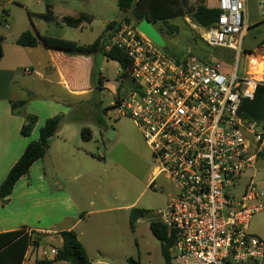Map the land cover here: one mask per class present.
Masks as SVG:
<instances>
[{
  "label": "built area",
  "instance_id": "obj_1",
  "mask_svg": "<svg viewBox=\"0 0 264 264\" xmlns=\"http://www.w3.org/2000/svg\"><path fill=\"white\" fill-rule=\"evenodd\" d=\"M216 1L220 16L214 26L199 27L202 40L246 55L243 75L238 66L227 73L219 62L172 59L125 22L105 45L128 56L135 84L111 104L114 117L133 121L152 153V188L162 176L176 191L154 220L173 241L168 264H264V241L250 232L253 216L264 211V182L254 174L264 159V120L241 113L264 86L251 68L260 55L243 49L247 0Z\"/></svg>",
  "mask_w": 264,
  "mask_h": 264
},
{
  "label": "crops",
  "instance_id": "obj_2",
  "mask_svg": "<svg viewBox=\"0 0 264 264\" xmlns=\"http://www.w3.org/2000/svg\"><path fill=\"white\" fill-rule=\"evenodd\" d=\"M31 3L37 7L35 10ZM66 3L64 0H0V8L16 5L23 9L33 23V33L41 36L70 40L64 34H48L51 27L66 32L81 31L83 36L70 40L79 45L92 44L104 34L108 24L118 21L104 19L105 30L101 35L95 34L93 29L92 33L85 35L84 31L92 28L96 16L103 12L76 11ZM49 7L55 21L47 22L37 17L46 14ZM1 12L0 19L5 17L6 28L0 27V37L3 38V57L0 59V186L29 144L39 139L40 130L49 119L62 115L69 118L76 107L93 99L95 91L108 87L106 68L109 63L116 62L101 54L79 56L49 50L43 45L23 48L16 40L29 28L23 27L9 40L1 28L9 30L14 27L13 15L4 9ZM80 16H86L88 21L78 28H71L63 22L64 18L77 19ZM256 24L259 23H251ZM95 67L100 71L98 80L95 78L93 81ZM26 69L30 73H26ZM99 80L103 83L100 84ZM116 82L114 96L117 97L120 83ZM43 90L48 97L39 95ZM20 102L25 105L17 106ZM15 104L17 108L14 110L12 106ZM27 115L36 116L38 120L30 136L25 137L21 129L26 124ZM85 128L89 127L65 123L53 138L49 153L32 165L29 174L17 181L9 199L0 203V235L29 230L28 236L38 244L27 249L21 261L14 260L11 264H36L38 259L44 260V253L53 264H70L56 261V256L50 255L51 250L58 252L62 249L63 231L76 233L92 264H116L119 248L122 250L124 245L125 249L132 248L127 244L130 235L126 229L132 228L131 212L137 208L139 199L129 203L120 192L117 181L96 175L97 166H105L102 162L104 157L101 154L96 159L89 147L93 132L89 128L91 138H85L82 134ZM99 129L103 139L113 141L117 138L118 132H110L108 127ZM103 171L106 173V169ZM152 178L153 170L148 174L146 189L151 188ZM117 217L122 219L124 226L116 224ZM135 232L136 229L132 232L133 238ZM253 233L259 236L260 231L255 229ZM122 253L119 255L121 263L129 264L128 259H134L131 251Z\"/></svg>",
  "mask_w": 264,
  "mask_h": 264
},
{
  "label": "rangeland",
  "instance_id": "obj_3",
  "mask_svg": "<svg viewBox=\"0 0 264 264\" xmlns=\"http://www.w3.org/2000/svg\"><path fill=\"white\" fill-rule=\"evenodd\" d=\"M64 1L67 2L66 5L71 6V8L76 11L85 10L94 14L103 12L102 15L96 16L92 28L89 27L88 30L84 31L86 32L85 35L92 33V29L95 34L101 35L105 30V24L103 23L104 19L119 21L125 16V13L119 9L117 0H97L96 3L88 0ZM186 1L185 11L187 13L194 12L201 3L206 4L210 8H215L217 5L216 0ZM31 4L33 5L32 8L35 10L37 7L33 3ZM3 9L6 12L11 11L13 15L11 20L14 27L9 30L1 28L2 31L8 34L9 40H12L13 36L23 27L29 28V31L33 32V23H31L23 9L16 5L5 6L4 8H0L1 14V10ZM246 14L247 29L245 40L243 41V49L261 56L260 50L264 49V0H247ZM253 21H257L259 24L251 25ZM169 23L172 26H177L179 31L171 34L166 25L156 24L154 26L156 29H162L165 35L163 36L165 47H158L159 50L175 56L180 60L195 58L226 64L225 71L227 73H230L231 69L235 66L239 67L240 75H243V73L247 71L249 61L246 55L243 54L242 58H240L238 54L236 55L228 50H213V48L206 46L202 40L199 27L192 23L189 16L178 17L171 20ZM5 26L6 24L1 27L6 28ZM47 33H54L57 35L64 34V37L70 38V40H76L80 38V36H83L81 31L75 32L70 30L66 32L57 30L55 27L48 29ZM118 70L119 66L116 62L109 63L105 74L108 79L106 80L108 87H106L105 90L101 89L100 91H95L93 99L89 103H85V106L81 107L80 112H76V117L83 115V118L89 120L83 121L82 123L84 127L91 128L93 132V140L89 141V147L96 155V159H98V156L101 154L104 157L102 162L105 163V166H97L98 172L96 175L98 177L102 175L108 176L109 179L115 182L117 181L120 185V192L123 196H126L127 201L130 203L135 199H139L136 207L146 213V216L135 226L137 228H134L136 229L134 234L136 240L132 236L134 229H126L128 235H130L127 244H130L128 246L132 248L125 249V245L122 250L119 248L117 251L118 256L116 257V261L118 262L116 264H126L120 262L119 255L124 254L122 253L123 251H131L135 261L141 264H167L161 253L160 242L153 237L150 231V224L152 221L156 220L159 210L163 211L167 209L176 191L172 184L162 176L156 182L158 189H146L148 174L154 170L155 166L152 153L140 136L139 129L135 123L126 118L115 119L113 107H111V104L117 98L114 94L116 93V81H118L119 75L117 74ZM99 71L100 69L95 67L94 78H92L93 81L95 78L98 80ZM134 87L135 84L131 79H129L126 84H122L120 88V99L127 96ZM39 95L48 97L44 90L40 91ZM99 102L100 106L97 105ZM97 114L105 120L110 132H118L115 140L108 141L105 137L104 139L101 137L99 132L100 129L95 123ZM76 127L82 128L80 125H76ZM101 168H103V170L106 169V173ZM90 169L93 171V168ZM251 174H253V172H251ZM254 174L257 184L264 182V159L256 163V172ZM112 217L113 215H111L109 219L111 220ZM116 224L120 227L124 226L122 219L118 217ZM255 229L260 231L257 237H260V239L264 241V212L253 216L250 223V232L253 233Z\"/></svg>",
  "mask_w": 264,
  "mask_h": 264
},
{
  "label": "trees",
  "instance_id": "obj_4",
  "mask_svg": "<svg viewBox=\"0 0 264 264\" xmlns=\"http://www.w3.org/2000/svg\"><path fill=\"white\" fill-rule=\"evenodd\" d=\"M186 3V0H117L119 9L125 13L124 18L121 22L113 21L108 24L104 34L90 45H79L76 42L66 39L41 36L39 34H34L31 31L20 34L16 40V43L23 48H32L38 45H43L49 50L64 51L79 56H94L96 54H101L103 57L111 61H116L119 68L122 70V73L118 76V82L120 83L116 98V101H118L120 99L121 85L126 84V82L131 79L129 75L131 64L128 56L117 49V47H113L110 51H106L105 45L107 40L113 35L117 28H119L120 23L122 22L138 26L144 20H148L154 26L156 24L166 25L171 34L177 33L179 28L177 26L170 25L169 22L173 19L186 15L189 16L192 23L198 27L210 28L211 26L215 25L218 16H220L219 10L210 8L206 4L201 3L194 12L187 13L185 11ZM50 11L51 8L49 7L46 14L37 15V17L46 20L47 22H53L55 21V17ZM87 21L88 18L86 16H80L77 19H71L68 17L63 19V22L71 28H78ZM5 24L6 19L3 17L0 19V27L4 26ZM157 30L162 34V36H165L162 29L158 28ZM2 42L3 38L0 37V59L3 57ZM206 46L208 45L206 44ZM213 50L222 49L215 48ZM166 55L177 61L180 60L175 56L169 54ZM199 60L204 61L203 59ZM92 76L94 78V71L92 72ZM99 81L100 84L103 83V80ZM24 105V102H20V104L17 106L21 107ZM97 105L100 106V102L97 103ZM17 106L15 104L12 106V108L15 110ZM83 106H85V103H82L76 107L69 118H66V116L63 115L56 116L46 122L45 126L40 130L39 139L29 144L25 153L22 154L21 158L12 167L8 177H6L0 186V203L3 204L9 199L13 193L17 181L29 174L32 165L36 161L44 159V157L49 153L53 138L57 135L65 123L82 124L83 121H89L86 118H83V115L76 117V112H80V109ZM241 113L248 119L258 120V122L264 120V86H259L257 88L254 100H247L243 102ZM37 120L38 118L36 116L27 115L26 124L24 125L23 129H21V134L25 137L30 136L31 131L34 129L37 123ZM95 123L99 128L107 129L105 120L98 114L95 119ZM90 131L91 130L89 128H85L84 131H82L83 136L85 138H91ZM145 216V211L137 210V208L133 209L130 217L132 226L131 229H134L137 225V222L143 219ZM150 230L154 237L160 242L162 250L161 253L168 264L170 249L173 245V241L168 238L167 228L160 224V222L152 221L150 224ZM61 236L63 238V247L62 249L58 250L55 257L56 261H64L70 264H92L88 259L86 248L81 243L75 232L63 231ZM31 240L32 239L23 233V231H13L1 234L0 264H11V261L14 260L21 261L27 249H29L31 245ZM37 245L38 244L36 242H33L32 244L34 248ZM128 263L140 264V262H136L133 258H129ZM36 264H53V261L38 259Z\"/></svg>",
  "mask_w": 264,
  "mask_h": 264
},
{
  "label": "water",
  "instance_id": "obj_5",
  "mask_svg": "<svg viewBox=\"0 0 264 264\" xmlns=\"http://www.w3.org/2000/svg\"><path fill=\"white\" fill-rule=\"evenodd\" d=\"M138 29L158 47H165V41L162 34L154 27V25L150 21L144 20L138 25Z\"/></svg>",
  "mask_w": 264,
  "mask_h": 264
},
{
  "label": "bare ground",
  "instance_id": "obj_6",
  "mask_svg": "<svg viewBox=\"0 0 264 264\" xmlns=\"http://www.w3.org/2000/svg\"><path fill=\"white\" fill-rule=\"evenodd\" d=\"M251 68H252V71L258 75L259 80L263 79L264 78V55L254 58L251 64Z\"/></svg>",
  "mask_w": 264,
  "mask_h": 264
}]
</instances>
